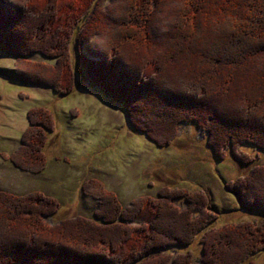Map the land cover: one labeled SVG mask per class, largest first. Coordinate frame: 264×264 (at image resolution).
Returning a JSON list of instances; mask_svg holds the SVG:
<instances>
[{"label":"trees","instance_id":"obj_1","mask_svg":"<svg viewBox=\"0 0 264 264\" xmlns=\"http://www.w3.org/2000/svg\"><path fill=\"white\" fill-rule=\"evenodd\" d=\"M163 30L164 43L174 42L180 58L157 52L163 48L152 34ZM94 35L100 49L89 54L98 60L80 56L84 70L123 104L135 130L164 146L177 125L193 123L220 159L230 153L251 164L244 144L264 152V0H0V51L17 57L18 81L70 92L71 45L90 44ZM33 53L56 63L30 61ZM176 61L185 72L170 69ZM238 78L254 87L243 90ZM27 120L20 147L1 156L22 171L41 173L55 123L42 107L31 108ZM223 186L242 208L264 213V164ZM82 189L100 201L94 217L51 224L44 218L60 208L54 197L0 190V264H242L264 253V215L208 227L217 213L204 190L164 186L124 206L97 179ZM197 237L199 261L189 249Z\"/></svg>","mask_w":264,"mask_h":264},{"label":"rangeland","instance_id":"obj_2","mask_svg":"<svg viewBox=\"0 0 264 264\" xmlns=\"http://www.w3.org/2000/svg\"><path fill=\"white\" fill-rule=\"evenodd\" d=\"M109 2L105 0V4ZM48 23L45 20V25ZM166 34L165 30L159 37L152 34L157 46L163 48L157 52L174 53L175 58H180L181 51L171 47L174 42L164 43ZM93 38L90 44L77 46L73 41L71 45L74 81L68 93L18 81L13 75L19 63L17 57L0 51V190L17 195L38 191L54 197L60 208L52 217L44 218L48 224L75 215L94 217L100 201L89 193L84 194L82 189L90 178L102 182L124 206L136 197L156 196L164 186L204 190L211 209L217 213L216 220L208 227L260 219L264 215L262 211L242 208L223 185L247 172L253 164H264V152L244 144L242 150L255 159L251 164L239 163L230 153L220 159L208 145L205 134L193 123L177 125L175 138L169 145L156 144L131 126L123 104L98 88L85 72L80 56L93 62L98 60L89 53L94 48L100 49V35ZM165 44L171 45L165 48ZM128 53L124 54L135 58ZM27 58L52 66L56 63L54 58L36 53ZM173 63L171 70L185 72L179 62ZM193 65L189 71L195 69L194 61ZM250 80L235 81L237 86L245 85L243 90L249 91L254 87ZM33 107L48 110L55 123L54 131L47 133L45 169L35 174L16 168L1 156L20 147V137L28 128L27 113ZM198 239L189 247L197 261L201 251ZM173 250L170 249L175 256ZM242 264H264V253L250 255Z\"/></svg>","mask_w":264,"mask_h":264}]
</instances>
